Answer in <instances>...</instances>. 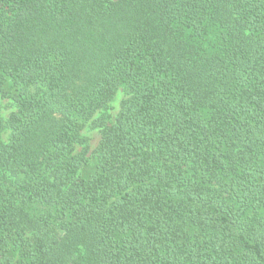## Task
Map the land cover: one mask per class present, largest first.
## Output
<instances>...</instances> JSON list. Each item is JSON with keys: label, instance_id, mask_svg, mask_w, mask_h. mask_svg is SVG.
Masks as SVG:
<instances>
[{"label": "trees", "instance_id": "obj_1", "mask_svg": "<svg viewBox=\"0 0 264 264\" xmlns=\"http://www.w3.org/2000/svg\"><path fill=\"white\" fill-rule=\"evenodd\" d=\"M2 99L0 264H264V0H0Z\"/></svg>", "mask_w": 264, "mask_h": 264}, {"label": "rangeland", "instance_id": "obj_2", "mask_svg": "<svg viewBox=\"0 0 264 264\" xmlns=\"http://www.w3.org/2000/svg\"><path fill=\"white\" fill-rule=\"evenodd\" d=\"M125 93L121 89L117 93L115 99L109 104L107 113L109 114V122H112L115 120V117L119 111L120 108V102L122 98L124 97ZM2 106V113L4 117H7L11 111V106L9 105L8 99H2L1 101ZM83 133L89 138L90 143V151H92L99 143L101 139V131L100 128H94L91 123H88V125L84 128ZM10 131L6 129L3 133L4 140H7L9 137ZM81 148V147H80ZM93 170V169H91ZM90 171L85 172L84 175L87 177L90 174Z\"/></svg>", "mask_w": 264, "mask_h": 264}]
</instances>
